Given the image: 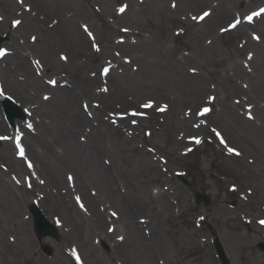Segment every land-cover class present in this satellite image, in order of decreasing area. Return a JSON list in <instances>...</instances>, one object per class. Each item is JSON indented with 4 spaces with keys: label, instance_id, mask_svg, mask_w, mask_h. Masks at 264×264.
<instances>
[{
    "label": "rangeland",
    "instance_id": "374dc122",
    "mask_svg": "<svg viewBox=\"0 0 264 264\" xmlns=\"http://www.w3.org/2000/svg\"><path fill=\"white\" fill-rule=\"evenodd\" d=\"M37 1L0 0V21L14 33L13 40L0 28V113L9 137L20 123L31 125L25 117L11 122L2 103L7 94L27 109L7 86L20 71L13 46L37 61L42 37L54 49L49 56L70 49L75 77L87 88L84 104L104 121L102 147L115 181L163 241L160 263L222 264L219 239L230 264H264V0H42L57 11L43 35L25 26ZM44 65L37 73L56 85L63 72ZM174 70L206 81L201 99L174 80ZM116 128L122 138L113 136ZM24 134L9 144L0 138V264H68L59 230L35 231L32 205L58 221L45 194H32L40 176ZM108 204L114 242L119 210ZM96 242L103 251L113 243Z\"/></svg>",
    "mask_w": 264,
    "mask_h": 264
},
{
    "label": "bare ground",
    "instance_id": "6f19581e",
    "mask_svg": "<svg viewBox=\"0 0 264 264\" xmlns=\"http://www.w3.org/2000/svg\"><path fill=\"white\" fill-rule=\"evenodd\" d=\"M34 7L36 10L27 17L25 26L39 29L40 35H43L44 31L51 27V16L57 11L42 0H38ZM0 28L14 40V33L11 28L8 29L5 22L0 21ZM80 39L85 48L92 45L88 33L80 32ZM13 48L15 54L20 56L17 59L18 66H15L20 71L10 74L7 86L18 93L27 106V109L23 107L22 110L31 125L27 120L18 122L20 125L14 128L13 136L9 137L12 131L0 113V138L3 140L1 144H9V139H12L13 143L21 136L22 131L25 133L22 140L25 142L26 139L27 146L26 149L25 146L23 148L30 165H33V170L40 176V180L34 178L32 194L44 193L55 213L58 221L56 229L62 238L60 245L63 246L67 263L161 264L160 251L163 249V241L157 228L149 221L140 219L135 213L132 203L115 181L113 168L106 161L102 147L104 121L99 110L97 118L90 116L91 108L84 104L83 96L87 88L75 77L72 51L68 49L60 53L55 50L57 57L53 56V52L52 56H49L48 49H54L43 41L42 37L37 50L44 65L41 59H32L30 54L19 49V46ZM134 58L137 59L136 56ZM39 63L48 70L63 72L56 85L48 87L44 83L43 76L37 73ZM125 65L130 66L129 63ZM175 72L174 80L191 89L192 98L201 99V92L207 88L206 81L183 70ZM47 87L52 93L48 100L43 96L44 93L41 94ZM122 105L115 107L117 112H120L118 109L120 110ZM98 118L99 120L95 121ZM112 134L117 138L125 135L119 128L114 129ZM109 201L119 210L120 225L117 236L120 237L114 242L108 237V227L106 229L109 209V204H106ZM97 238L101 242L113 243H108V247L103 251L96 242ZM74 252L80 255L79 260Z\"/></svg>",
    "mask_w": 264,
    "mask_h": 264
},
{
    "label": "water",
    "instance_id": "95a60500",
    "mask_svg": "<svg viewBox=\"0 0 264 264\" xmlns=\"http://www.w3.org/2000/svg\"><path fill=\"white\" fill-rule=\"evenodd\" d=\"M3 40H4V37L0 36V52H2L1 42ZM2 103L5 108V113L11 122H13L16 118L25 117V114L21 110L19 105L15 103L12 99L6 96H2ZM202 200L204 201L208 200V197L206 194H202ZM31 211L34 216V226H35L36 232L41 235H53L54 236L57 232L55 225L47 220L43 212L36 205L32 206ZM214 244L217 250V254L219 258L221 259L222 264H230L225 248L223 247L219 239H216L214 241ZM259 247L264 250V243H260Z\"/></svg>",
    "mask_w": 264,
    "mask_h": 264
},
{
    "label": "snow or ice",
    "instance_id": "6c2138e0",
    "mask_svg": "<svg viewBox=\"0 0 264 264\" xmlns=\"http://www.w3.org/2000/svg\"><path fill=\"white\" fill-rule=\"evenodd\" d=\"M205 15H207V13H205ZM254 15H259V13H254ZM203 18V17H201ZM249 19H251V17H249ZM16 23H19V21H17ZM235 26V25H233ZM0 55H3L2 52H0ZM105 72H107V69H105ZM54 83V82H53ZM145 107H150V105H144ZM163 110V109H161ZM205 112L209 111V109H204ZM229 151H232V149H229ZM21 154L23 155V150H21ZM261 223H264V221H261Z\"/></svg>",
    "mask_w": 264,
    "mask_h": 264
}]
</instances>
